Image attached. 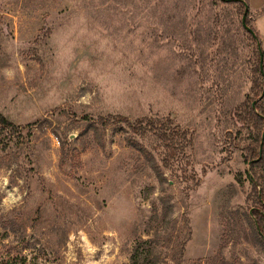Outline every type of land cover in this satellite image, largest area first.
Instances as JSON below:
<instances>
[{"label":"rangeland","instance_id":"rangeland-1","mask_svg":"<svg viewBox=\"0 0 264 264\" xmlns=\"http://www.w3.org/2000/svg\"><path fill=\"white\" fill-rule=\"evenodd\" d=\"M240 10L0 0V116L15 127L0 130V264H264ZM108 116L170 118L191 144L167 166L156 137Z\"/></svg>","mask_w":264,"mask_h":264},{"label":"trees","instance_id":"trees-1","mask_svg":"<svg viewBox=\"0 0 264 264\" xmlns=\"http://www.w3.org/2000/svg\"><path fill=\"white\" fill-rule=\"evenodd\" d=\"M220 3L240 5V17H242L241 22L243 21L246 6H249L248 0H220ZM262 13H264V8ZM246 23L254 32V35H252L250 32L245 31L248 38L256 43L252 55L253 64L251 69V91L254 96L247 98L243 104L241 114L243 115L244 121H248L252 129L251 141L247 148L249 152L247 163L251 170L249 179L254 186L256 195H258L259 192L257 189L259 190V188L261 189V192L264 193V110L260 112V109H264V60L261 61V54L259 51V48H262L260 36L252 27L248 14ZM99 123L103 127L124 124L128 126L134 134L142 136L143 138L153 135L156 137L157 142L170 152L166 155L165 159V164L167 166L172 161L170 155L174 154L173 158H176L177 154L184 152L191 144V139L188 133L186 131H181L177 127H173V122L170 118H144L135 123H131L128 119L121 116H108V118H100ZM0 130H9V132H13L12 130H15V127L12 122L0 116ZM259 199L260 198H258V200ZM258 202L261 204V201ZM253 216H255L258 225H256L251 217L250 222L254 228H256V226L258 227V231L256 230L258 232L257 236L262 246H264V215L256 211L253 212Z\"/></svg>","mask_w":264,"mask_h":264},{"label":"crops","instance_id":"crops-1","mask_svg":"<svg viewBox=\"0 0 264 264\" xmlns=\"http://www.w3.org/2000/svg\"><path fill=\"white\" fill-rule=\"evenodd\" d=\"M263 4H264V0L251 1V8L254 10H260V16L255 22V27L257 31L261 34L263 46H264V13H262V10L264 8Z\"/></svg>","mask_w":264,"mask_h":264},{"label":"water","instance_id":"water-1","mask_svg":"<svg viewBox=\"0 0 264 264\" xmlns=\"http://www.w3.org/2000/svg\"><path fill=\"white\" fill-rule=\"evenodd\" d=\"M247 11H248V7L246 6L245 15H244V17H243V26H244V28H245L248 32H250L252 35H254L253 30H252V29L247 25V23H246ZM259 51H260V54H261V61H263V60H264V56H263V50H262L261 47L259 48Z\"/></svg>","mask_w":264,"mask_h":264}]
</instances>
